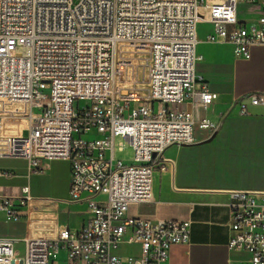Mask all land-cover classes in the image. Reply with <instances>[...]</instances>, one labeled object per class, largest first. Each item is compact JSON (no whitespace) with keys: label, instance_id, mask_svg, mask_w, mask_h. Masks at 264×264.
<instances>
[{"label":"built area","instance_id":"1","mask_svg":"<svg viewBox=\"0 0 264 264\" xmlns=\"http://www.w3.org/2000/svg\"><path fill=\"white\" fill-rule=\"evenodd\" d=\"M198 22L211 26L204 39L242 58L264 45V0H0V158H21L38 174L68 161L67 201L87 211L76 228H38L27 186L0 195L2 219L26 228L20 239L0 236V264H60L59 252L69 264H166L171 245L188 243V220L128 208L150 201L165 148L192 144L194 125L208 135L218 125L193 117L217 99L195 72ZM260 105L264 91L232 107L244 116ZM115 136L131 147L130 161L112 159ZM227 193L228 247L248 254L243 264H264V186ZM120 245L134 250L118 254Z\"/></svg>","mask_w":264,"mask_h":264},{"label":"crops","instance_id":"2","mask_svg":"<svg viewBox=\"0 0 264 264\" xmlns=\"http://www.w3.org/2000/svg\"><path fill=\"white\" fill-rule=\"evenodd\" d=\"M210 30L209 23L196 25L195 50L201 59L195 72L217 93V99L207 110H194L193 117L204 116L218 124L223 121L208 141L216 137L226 140L223 155L211 160L181 156L208 143L203 142L210 136L204 131L190 145L168 146L162 153V168H154L150 201L128 208L131 216L189 221L188 243L171 245L166 264H243L248 254L228 247L227 192L264 186V105L248 106L244 116L238 114L236 106L232 107L235 98L264 91V45L251 47L245 59L234 52L230 43L204 39ZM236 150L247 152L249 161L253 156L243 172L231 166L230 154ZM69 167L68 161L52 160L38 174L29 172L21 158H0V195L16 196L22 186H27L34 212L42 222L38 228L49 227L52 222L76 228L85 221L87 211L84 203L67 201ZM76 212L80 216L76 217ZM25 233L22 221L5 222L0 216V236L20 239ZM14 246L19 253L21 242ZM63 258V252H59L60 264H69Z\"/></svg>","mask_w":264,"mask_h":264},{"label":"rangeland","instance_id":"3","mask_svg":"<svg viewBox=\"0 0 264 264\" xmlns=\"http://www.w3.org/2000/svg\"><path fill=\"white\" fill-rule=\"evenodd\" d=\"M204 1L208 2L209 4H221L225 2L226 0H204ZM238 11H239L240 16H244L245 15L244 5H240L238 7ZM204 18L208 20L209 14L204 13ZM198 24H201V22H198ZM201 30H204V29L202 28ZM148 106L150 107V104H148ZM155 108L157 110H161V104L158 103L155 106ZM168 108L174 111V110L183 109L184 106L178 105V104L177 105L172 104V105H169ZM249 109H251V107H249ZM192 134H193L194 141H195L201 138L204 133H201V131L197 129L196 125H194L192 127ZM82 137H86V136L82 135ZM120 141H122L123 143L122 149H118ZM226 143H227L226 140L219 139L218 137H216V139L213 140L212 142L200 144L196 149L183 152L181 156L189 157V158H199V159H204V160H208V159L211 160L217 157H222L223 155L222 150L225 147ZM132 157H133L132 149L128 145V143L125 140H123L121 137L115 136L113 138V143H112V159L114 161L119 160V161L125 162V161H130ZM230 159L233 164L231 165L232 168L240 172H243L245 171L246 167H248V165L250 166L249 162L253 161V156H252V159L249 161V154L247 152L236 150L234 151V153L230 154ZM130 209L133 210V207H131ZM75 216L76 217L80 216V214L76 212ZM133 250H134V246L120 245L117 248L116 252L118 254H126V253H131Z\"/></svg>","mask_w":264,"mask_h":264},{"label":"water","instance_id":"4","mask_svg":"<svg viewBox=\"0 0 264 264\" xmlns=\"http://www.w3.org/2000/svg\"><path fill=\"white\" fill-rule=\"evenodd\" d=\"M222 122H219V124L217 125L216 129L213 131V133L209 136V138H207L206 140H204L203 142H208V141H211L214 136L217 134V132L220 130L221 126H222Z\"/></svg>","mask_w":264,"mask_h":264}]
</instances>
